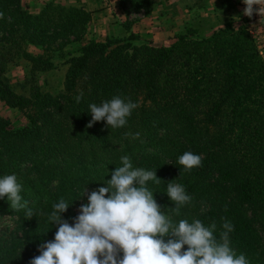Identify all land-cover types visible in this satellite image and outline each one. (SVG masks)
I'll return each mask as SVG.
<instances>
[{
    "label": "trees",
    "instance_id": "16d2710c",
    "mask_svg": "<svg viewBox=\"0 0 264 264\" xmlns=\"http://www.w3.org/2000/svg\"><path fill=\"white\" fill-rule=\"evenodd\" d=\"M137 7L147 11L142 0ZM0 12L39 33L51 29L55 39L77 36L88 21L84 12L51 3L31 15L21 0H0ZM10 31L3 35L7 54L20 56L33 70L52 68L45 53H28ZM197 35L178 34L168 46L134 35L91 42L67 61L58 96L35 85L27 95L17 94L0 78V101L29 123L13 128L0 116V178L15 175L22 202L35 213L28 219L26 209L14 211L7 197L0 199V214L17 215L26 226L22 259L3 248L0 264H29L35 249L54 239L58 225L48 220L53 204L63 198L69 208L61 217L74 223L79 189L107 186L122 156L133 168L156 171L161 181L146 186L173 223H214L219 239L226 219L234 226L229 242L236 255L264 264V60L243 26L226 22L208 36ZM117 95L138 105L126 126L99 121L87 127L89 105ZM186 151L200 155L202 166L185 171L178 158ZM171 181L191 197L179 215L166 194Z\"/></svg>",
    "mask_w": 264,
    "mask_h": 264
},
{
    "label": "clouds",
    "instance_id": "9594fccd",
    "mask_svg": "<svg viewBox=\"0 0 264 264\" xmlns=\"http://www.w3.org/2000/svg\"><path fill=\"white\" fill-rule=\"evenodd\" d=\"M242 2L246 5L244 15L251 18L255 12L264 18V0ZM81 99L82 94L75 97L77 103ZM137 106L119 95L100 105L92 103V120L87 127L99 121H106L111 128L124 127ZM121 162L107 186L88 195L74 223L61 217L69 208L63 198L53 204L48 220L58 225L54 239L42 243L40 255L29 264H249L245 255H236L230 247L229 233L234 230L230 221L225 219L219 239L214 236V223L209 227L199 219L173 223L146 186L150 180L161 181L156 171L133 168L128 156H122ZM178 164L190 171L202 166V157L186 151L179 156ZM21 190L15 175L0 178V199L7 197L14 211L26 209L25 215L31 219L35 213L27 207V201L22 202ZM166 194L175 204L172 211L176 215L191 200L183 186L173 181L168 182Z\"/></svg>",
    "mask_w": 264,
    "mask_h": 264
},
{
    "label": "rangeland",
    "instance_id": "374dc122",
    "mask_svg": "<svg viewBox=\"0 0 264 264\" xmlns=\"http://www.w3.org/2000/svg\"><path fill=\"white\" fill-rule=\"evenodd\" d=\"M142 1L147 11L137 7L139 0H21L23 11L31 15L40 14L51 3L64 9L84 12L88 21L77 36L55 39L50 37L51 29L39 33L34 26L25 24L19 17L3 14V18H0V78L5 79L17 94L27 95L30 86L35 85L43 92L58 96L63 91L67 61L91 42H103L107 37L122 39L134 35L156 46H168L178 34L191 30L197 32V36L205 37L226 22L245 27L264 60V18L255 12L251 18L244 15L246 5L242 0ZM10 30L14 31L20 47L28 53L33 56L45 53L53 64L52 68L33 70L30 63L20 56L7 54L8 47L3 45V35L9 34ZM48 33L49 37L43 38ZM42 40L44 44L40 43ZM0 116L8 120L13 128L29 125L19 111L6 107L1 101ZM98 188L96 185H86L79 189L73 206L74 217L79 214L81 206L88 202V195ZM207 208L204 206L201 210L206 211ZM25 231L26 226L19 216L0 214V249L12 248L16 258L22 259L21 245ZM39 247L24 261L29 263L40 255Z\"/></svg>",
    "mask_w": 264,
    "mask_h": 264
}]
</instances>
